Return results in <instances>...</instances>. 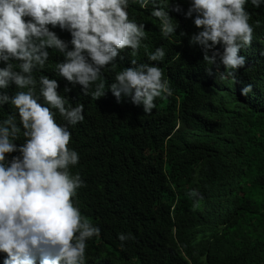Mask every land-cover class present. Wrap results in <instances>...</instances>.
Listing matches in <instances>:
<instances>
[{
    "label": "trees",
    "instance_id": "1",
    "mask_svg": "<svg viewBox=\"0 0 264 264\" xmlns=\"http://www.w3.org/2000/svg\"><path fill=\"white\" fill-rule=\"evenodd\" d=\"M177 2L186 12L190 0ZM246 8L254 29L252 46L240 53L247 63L220 82L215 69L224 66H212L209 75L202 49L190 43L199 31L194 17L172 12L180 26L164 38L150 10L130 7V18L145 23L147 50L142 46L135 57L121 50L104 80L107 88L133 59L150 63L148 53L164 48L159 66L173 95L158 98L150 115L130 96L118 102L110 88L96 100L84 95L56 75L63 60L57 53L37 73L58 79L73 106L85 105L84 121L69 126V147L80 156L71 172L85 182L73 199L101 228L88 241L86 264H264V6ZM53 30L71 40L68 31ZM248 84L252 92L242 95ZM7 91L14 95L16 86ZM12 112L5 104L0 119ZM57 122L65 123L59 115ZM121 232L135 239L122 247ZM6 255L0 253V264Z\"/></svg>",
    "mask_w": 264,
    "mask_h": 264
},
{
    "label": "clouds",
    "instance_id": "2",
    "mask_svg": "<svg viewBox=\"0 0 264 264\" xmlns=\"http://www.w3.org/2000/svg\"><path fill=\"white\" fill-rule=\"evenodd\" d=\"M249 3L264 6V0H190L184 12L173 0H0V64L4 65L0 67V108L5 104L13 108L0 119L4 264H86L88 241L101 234V228L81 214L73 199L85 182L79 173L71 172L80 156L69 147V126L84 121L85 105L69 103L59 91L58 79L37 76L48 66L52 53L63 57L55 64L56 75L81 86L84 95L96 100L110 88L118 102L130 96L150 115L158 98L173 95L159 66L166 57L164 48L148 53L150 63L133 59L131 67L116 72L107 88L104 80L106 72L115 70L121 50L129 48L133 57L142 46L147 50L142 44L147 38L145 23L130 18V7L150 10L155 18L150 23L159 26L164 38L177 35L180 26L172 12L194 17L199 31L191 35L190 43L202 49L209 75L212 66H224L226 71L216 68L214 74L223 82L247 63L240 53L253 43ZM56 27L68 31L71 40L62 39L53 30ZM13 84L15 94L9 95ZM252 90L248 84L242 95ZM70 91L64 88L65 93ZM57 115L65 123H58ZM21 138L24 142L18 145ZM11 153L19 154L9 158ZM118 238L122 247L135 239L123 232Z\"/></svg>",
    "mask_w": 264,
    "mask_h": 264
},
{
    "label": "rangeland",
    "instance_id": "3",
    "mask_svg": "<svg viewBox=\"0 0 264 264\" xmlns=\"http://www.w3.org/2000/svg\"><path fill=\"white\" fill-rule=\"evenodd\" d=\"M217 73H218V74H220V73H221V71H217ZM226 78H227V77H226Z\"/></svg>",
    "mask_w": 264,
    "mask_h": 264
},
{
    "label": "bare ground",
    "instance_id": "4",
    "mask_svg": "<svg viewBox=\"0 0 264 264\" xmlns=\"http://www.w3.org/2000/svg\"><path fill=\"white\" fill-rule=\"evenodd\" d=\"M217 129V128H216Z\"/></svg>",
    "mask_w": 264,
    "mask_h": 264
}]
</instances>
